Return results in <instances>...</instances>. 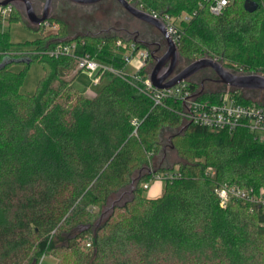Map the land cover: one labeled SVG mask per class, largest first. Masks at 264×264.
Returning <instances> with one entry per match:
<instances>
[{"label":"trees","instance_id":"trees-1","mask_svg":"<svg viewBox=\"0 0 264 264\" xmlns=\"http://www.w3.org/2000/svg\"><path fill=\"white\" fill-rule=\"evenodd\" d=\"M213 1L134 4L190 16L179 24V49L189 63L212 56L236 72L263 73L264 0H256L254 12L245 9L246 0H228L219 15L210 11ZM8 20L44 30L15 6ZM49 21L58 30L19 43L31 48L20 54L0 19V264H39L46 255L57 264H264V207L251 210L239 201L223 208L214 192L215 181L257 190L264 184V140L247 128L229 133L190 123L174 100L154 106L132 76L108 73L95 95L79 92L67 77L75 58L46 50L77 40L78 53L123 70L125 49H116V39H134L111 30L71 35L66 20L52 15ZM35 61L45 73L35 94L22 93ZM14 62L24 70H11ZM147 65L135 74L147 75ZM221 92L204 90L201 97L215 100ZM263 97L240 94L238 100L264 104ZM168 148L179 158L171 166L164 164ZM176 165L180 176L166 181L161 196L148 197L147 168L173 171ZM208 166L215 179L206 175ZM116 199L112 213L96 224Z\"/></svg>","mask_w":264,"mask_h":264},{"label":"built area","instance_id":"built-area-1","mask_svg":"<svg viewBox=\"0 0 264 264\" xmlns=\"http://www.w3.org/2000/svg\"><path fill=\"white\" fill-rule=\"evenodd\" d=\"M129 1L134 4V0ZM227 4L228 0H214L210 5V11L215 15H219ZM139 8L143 9L142 6ZM13 9L14 5L12 4H0V19L3 22L9 19L13 13ZM150 13L166 23L170 36L179 46L181 39L179 24L182 20H189L190 16L182 14L176 17L169 14H158L153 11ZM41 25H43V31H45L48 27L56 28L58 24L47 20ZM81 43L83 44L84 41ZM78 45L79 42L77 40H70L46 50L45 53L56 58L60 56L75 58L76 70L86 72L91 78L90 88L86 94L90 95L92 92V95H95V90L104 83L108 73L121 75L125 78L132 76L141 82V90L151 98L154 106H165L168 100H174L180 105L181 115L190 123L205 126L211 130L228 131L229 133H234L239 128H247L249 131L255 133L258 139L264 140V104L256 101L246 103L238 100V96L242 94L241 92L247 90L235 89V91L233 88L227 86V90L222 91L218 99L211 100L201 97V94L198 95L197 93L200 89L194 88L190 79L183 80L170 88H157L150 79L149 73L145 76H137L135 73L132 75L125 74L123 70H118L112 65L94 58L88 52L78 53ZM115 47L116 49H125L124 57L127 63L131 58L139 55L142 60L140 68L148 64L152 59L149 49L139 46L135 39L126 41L123 38H118L116 39ZM34 52L39 53V51ZM206 175L210 179H215V168L208 166L206 168ZM179 176L178 165L175 166V170L173 171L153 172L151 178L143 184V187L145 189L149 188L150 182L153 179H164L167 181ZM214 192L223 208L239 201L249 205L251 210L256 206L264 207V184L257 190L228 182L215 181ZM90 245L91 242H87V246Z\"/></svg>","mask_w":264,"mask_h":264},{"label":"rangeland","instance_id":"rangeland-1","mask_svg":"<svg viewBox=\"0 0 264 264\" xmlns=\"http://www.w3.org/2000/svg\"><path fill=\"white\" fill-rule=\"evenodd\" d=\"M36 9L38 12H42L45 0H35ZM55 17L59 16L66 20L69 24L70 34L92 32L98 33L106 30H111L122 37H131L137 39V41H147V43H152V41H161L159 31L147 24L146 22L139 20L138 18L132 16L117 0H106L105 2L94 4V5H74L67 2L57 1L54 4L53 13ZM28 23V22H27ZM58 25L56 28H46L45 31H37L31 29L23 21H9L8 19L3 23V29L9 31L11 34L12 41L16 43L13 46V51L16 53H22L26 50L31 49L28 46H21L19 43L35 40L40 35H46L49 33H54L58 30ZM129 31V32H128ZM140 31L141 34H139ZM149 33H151L149 35ZM149 35V38H148ZM146 47L149 51L156 50L157 46L151 44ZM155 60L152 58L148 65V71H151L154 66ZM189 64L188 60L182 59L180 62V67L183 68ZM142 65V60L139 55L134 56L127 63L123 72L128 75L134 74ZM230 68V67H228ZM10 69L13 71L24 70V64L22 62H14L10 65ZM76 71V70H75ZM45 71L42 64L38 61L32 62L26 71V76L23 85L21 86V92L29 95L36 93L38 83L43 77ZM75 72H73L74 74ZM207 78L202 77H192L194 82L202 85L205 91L208 92H218L227 90V86L215 81L217 76L211 70H207ZM91 84L90 76L84 72L79 71L74 79H72V85L81 93L86 94L89 91ZM201 87V88H202ZM97 91V90H96ZM250 92H243V96L247 98H252L255 100H261L264 96L263 92L258 90H248ZM93 93L91 92V95ZM264 98V97H263ZM179 160L177 153L168 148L164 154V164L166 166H171L176 164ZM158 159H156V162ZM153 166L155 160H153ZM177 166V165H176ZM177 168V167H176ZM166 181L164 179H153L150 182L149 188L145 189V194L148 197H159L163 194L165 189ZM121 200L126 199V197H121ZM39 264H57V258L52 255L44 256Z\"/></svg>","mask_w":264,"mask_h":264},{"label":"water","instance_id":"water-1","mask_svg":"<svg viewBox=\"0 0 264 264\" xmlns=\"http://www.w3.org/2000/svg\"><path fill=\"white\" fill-rule=\"evenodd\" d=\"M79 5H94L102 0H70ZM132 16L142 20L161 32L167 41V51L162 56H157L155 50L151 51V56L155 60L152 70L149 72L150 79L157 88H170L177 83L190 79L203 70L211 69L215 72L217 78L216 82L233 89L240 90H258L264 94V74L263 73H240L228 68L222 61L212 56H204L198 58L180 71L177 69L182 60V55L179 46L174 42L168 32L166 23L155 17L152 13L139 8L136 4L129 0H117ZM55 0H45L42 12L36 9L35 0H0L1 5L12 4L16 8L22 10L24 17L32 26H39L52 16ZM259 4L256 0H246L244 7L249 12L257 10ZM109 31V30H106ZM129 32V31H128ZM144 45L149 46L150 43L143 42ZM204 87L197 93L202 94ZM150 172H157V169L147 168ZM142 170L138 176H141ZM137 179V180H138ZM135 181H132V189L135 188ZM131 193V190H126L125 194ZM119 199L113 200L110 205L106 206L100 214L97 223L100 224L113 211Z\"/></svg>","mask_w":264,"mask_h":264},{"label":"flooded vegetation","instance_id":"flooded-vegetation-1","mask_svg":"<svg viewBox=\"0 0 264 264\" xmlns=\"http://www.w3.org/2000/svg\"><path fill=\"white\" fill-rule=\"evenodd\" d=\"M106 0H102L101 2H99V3H102V2H105ZM98 4V3H97ZM148 24V23H147ZM152 26V25H151ZM137 32H139V34H141V32L140 31H137ZM151 33H149V35H150ZM149 35H148V38H149ZM159 35H160V37H161V41H152V43L151 44H154V45H156L157 46V48H156V52H155V54L157 55V56H162L166 51H167V48H168V45H167V41H166V39H165V37H164V35L161 33V32H159ZM135 39V38H134ZM135 40H137V39H135ZM143 42V41H142ZM145 42H147L146 40H145ZM152 57V56H151ZM182 68L180 67V65H179V67H178V69H177V72L178 71H180ZM207 70H211V69H207ZM207 70H203V71H201V72H199L198 74H196L194 77H202L203 76V78H207L206 76H207ZM212 72H214L213 70H211ZM215 73V72H214ZM216 75V74H215ZM203 85V84H202Z\"/></svg>","mask_w":264,"mask_h":264},{"label":"crops","instance_id":"crops-1","mask_svg":"<svg viewBox=\"0 0 264 264\" xmlns=\"http://www.w3.org/2000/svg\"><path fill=\"white\" fill-rule=\"evenodd\" d=\"M73 72H75L74 74H73ZM79 71L78 70H73L67 77L72 81V79H74V77L76 76V74L78 73ZM96 90H98V89H96ZM95 90V91H96ZM97 92V91H96ZM87 93V92H86ZM91 95V94H90Z\"/></svg>","mask_w":264,"mask_h":264}]
</instances>
